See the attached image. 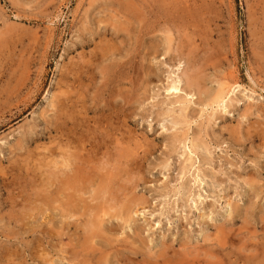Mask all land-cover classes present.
<instances>
[{
    "label": "rangeland",
    "instance_id": "rangeland-1",
    "mask_svg": "<svg viewBox=\"0 0 264 264\" xmlns=\"http://www.w3.org/2000/svg\"><path fill=\"white\" fill-rule=\"evenodd\" d=\"M0 264H264V0H0Z\"/></svg>",
    "mask_w": 264,
    "mask_h": 264
},
{
    "label": "bare ground",
    "instance_id": "bare-ground-1",
    "mask_svg": "<svg viewBox=\"0 0 264 264\" xmlns=\"http://www.w3.org/2000/svg\"><path fill=\"white\" fill-rule=\"evenodd\" d=\"M194 80V79H193ZM189 81V80H188ZM195 81V80H194ZM174 83V82H173ZM198 83V82H197ZM191 84V83H190ZM189 84V85H190ZM195 84V83H194ZM193 84V85H194ZM188 87V86H187ZM182 88V87H181ZM194 88H195V86H194ZM179 85H172L171 87H170V89H169V91L172 93H176L177 91H179ZM196 89V88H195ZM236 89V88H235ZM183 90V89H182ZM235 91V90H234ZM213 92V91H212ZM222 92V91H221ZM210 95V94H209ZM208 95V96H209ZM217 97V96H216ZM224 97H225V95H224ZM184 98V97H183ZM220 98V97H219ZM203 99V98H202ZM221 99V98H220ZM220 99H218V101L220 100ZM225 100V99H224ZM186 103V102H185ZM189 104V103H188ZM186 109V108H185ZM189 118V117H188ZM198 151V150H197ZM192 157V156H191ZM106 162V161H105ZM67 163V162H66ZM89 169V168H88ZM86 173V172H85ZM89 173V172H88ZM87 173V174H88ZM79 177H81V176H79ZM84 178V177H83ZM48 179V178H47ZM52 179V178H51ZM78 179V178H77ZM59 180V179H58ZM50 182H51V180H49ZM44 183V182H43ZM54 183V182H53ZM45 184V183H44ZM63 184V183H62ZM80 186V185H79ZM88 187V186H87ZM89 189V188H88ZM53 190H55V189H53ZM55 193V192H54ZM110 194V193H109ZM117 194V193H116ZM117 196V195H116ZM113 197V196H112ZM120 199V198H119ZM109 201V200H108ZM117 201V200H116ZM109 205V204H108ZM103 207V206H102ZM111 208V207H110ZM125 209V208H124ZM105 210V209H104ZM108 212V211H107ZM129 212H131V211H129ZM90 213H91V211H90ZM116 214V213H115ZM86 215V214H85ZM101 215V214H100ZM74 216V215H73ZM105 217V216H104ZM97 219V218H96ZM102 219H104L103 217H102ZM97 221V220H96ZM91 222H92V220H91ZM99 222V221H98ZM96 228V227H95ZM94 229V228H93ZM96 235H98V234H96ZM225 243V242H224ZM169 247V246H168ZM76 250V249H75Z\"/></svg>",
    "mask_w": 264,
    "mask_h": 264
}]
</instances>
